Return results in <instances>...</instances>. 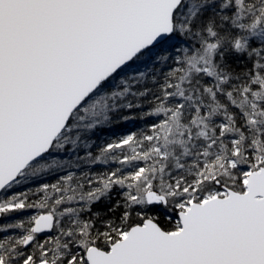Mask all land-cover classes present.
<instances>
[{
  "label": "snow or ice",
  "instance_id": "1",
  "mask_svg": "<svg viewBox=\"0 0 264 264\" xmlns=\"http://www.w3.org/2000/svg\"><path fill=\"white\" fill-rule=\"evenodd\" d=\"M0 264H264V0H0Z\"/></svg>",
  "mask_w": 264,
  "mask_h": 264
}]
</instances>
